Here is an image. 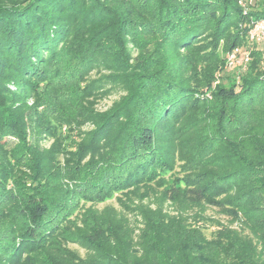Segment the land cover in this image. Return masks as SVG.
Wrapping results in <instances>:
<instances>
[{
  "label": "trees",
  "instance_id": "obj_1",
  "mask_svg": "<svg viewBox=\"0 0 264 264\" xmlns=\"http://www.w3.org/2000/svg\"><path fill=\"white\" fill-rule=\"evenodd\" d=\"M258 18L264 0L247 15L239 0H0V264H258L250 247L204 242L179 221L148 218L139 251L112 220L70 218L82 200L164 184L178 158L186 174L169 198L207 202L264 240V58L246 48ZM238 46L248 68L211 100L196 95ZM95 67L110 72L89 78ZM107 83L123 93L94 111ZM32 118L41 137L92 128L61 164L59 144L27 138ZM68 242L90 256L75 261Z\"/></svg>",
  "mask_w": 264,
  "mask_h": 264
},
{
  "label": "rangeland",
  "instance_id": "obj_2",
  "mask_svg": "<svg viewBox=\"0 0 264 264\" xmlns=\"http://www.w3.org/2000/svg\"><path fill=\"white\" fill-rule=\"evenodd\" d=\"M257 0H254L249 8H243L244 14H248L252 9L255 8ZM254 20H264V18H258ZM247 23L250 27L253 25L251 22ZM244 23L243 25H245ZM263 27V23H261ZM256 47L262 50V56L264 58V41L262 42H251L247 37V47ZM249 47V48H250ZM239 51L236 52L235 58L229 61L230 53L227 56V63H224L223 68L219 71L214 72V79L211 81L210 89L203 88V93H197L199 97H205L208 100L212 98V90L217 84H227L228 76L238 75L243 72L245 68H248V64L252 58L249 52L250 59L247 64L241 62L240 52L247 50L245 46H238ZM136 50H132V55H136ZM221 56L227 55V52L219 51ZM264 62H261L263 65ZM110 71L104 67L92 68L89 72V78H97L101 74H107ZM189 73V72H188ZM106 90L101 95L96 97H90L89 101L92 103L90 107L94 111H104L109 109L112 104L119 99L123 91L120 87L114 86L112 83H107ZM32 99H27V104L32 105ZM51 127L55 125V121L51 120ZM44 127V124L40 125L37 121L32 118L27 121L26 131L28 133L27 138L30 142H35L39 150H48L54 144H59V148L62 149V153L59 154V163L63 164L64 159L68 156V153L63 150H75L77 142L81 141L83 132L92 128V123L84 122L82 125L70 127L67 124H63L61 127L56 129L55 136L42 134L39 130ZM16 142V140H11ZM225 155V154H224ZM226 156V155H225ZM183 162L178 158L175 161L172 170H168L163 173V179H167L164 184H159L156 181L150 182L148 186L140 185L138 188L133 189L131 192L125 193H114L111 197L100 201L90 202L82 200L78 208L72 213L70 218L76 222L77 225H82L83 219H86V215L89 211L93 214V219L104 221H114L116 226L120 227L121 233L130 236L132 245L140 251V237L141 229L146 228V221L148 218L151 219H163L165 222H180L183 226L194 228L196 233L202 237L204 242L215 243L219 240L221 242H227L232 240L236 242L238 247L244 244V247H240L241 250L245 249L246 246L250 247L249 250L255 252L256 261L258 264L261 262L264 264V240H262L260 233L256 229L252 228L249 223L244 222L243 218L233 219L226 215L223 211L219 210L216 206H213L207 202L200 204H186L181 199L173 200L168 197V194L164 191V186L170 184V181L175 179L180 180L186 174V170L183 169ZM214 173L222 174L223 169L217 167H211ZM205 169H210L205 167ZM222 172V173H221ZM93 212V213H92ZM167 223V224H168ZM241 243V244H240ZM69 250L74 253V260L85 259L90 256V250L82 244L75 242H68L65 244Z\"/></svg>",
  "mask_w": 264,
  "mask_h": 264
},
{
  "label": "built area",
  "instance_id": "obj_3",
  "mask_svg": "<svg viewBox=\"0 0 264 264\" xmlns=\"http://www.w3.org/2000/svg\"><path fill=\"white\" fill-rule=\"evenodd\" d=\"M253 1L254 0H239V3L245 9L247 7L249 8V6L253 3ZM243 12L245 13L246 11L243 10ZM251 22L253 23V25L248 27L247 30V37L249 41L256 43L264 41V20H252ZM261 23H263V27L261 26ZM238 51L239 48H234L231 51L229 56V61L235 58V54ZM240 55H241V62L246 65L250 59L249 52L247 50H243V52H240Z\"/></svg>",
  "mask_w": 264,
  "mask_h": 264
}]
</instances>
